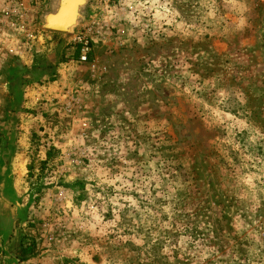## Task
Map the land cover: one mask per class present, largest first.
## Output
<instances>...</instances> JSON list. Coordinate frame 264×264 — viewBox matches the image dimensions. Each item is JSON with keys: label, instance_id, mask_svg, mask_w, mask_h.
<instances>
[{"label": "rangeland", "instance_id": "obj_1", "mask_svg": "<svg viewBox=\"0 0 264 264\" xmlns=\"http://www.w3.org/2000/svg\"><path fill=\"white\" fill-rule=\"evenodd\" d=\"M57 5L0 0V264H264V0Z\"/></svg>", "mask_w": 264, "mask_h": 264}, {"label": "water", "instance_id": "obj_2", "mask_svg": "<svg viewBox=\"0 0 264 264\" xmlns=\"http://www.w3.org/2000/svg\"><path fill=\"white\" fill-rule=\"evenodd\" d=\"M86 0H58L57 9L45 17L44 28L49 31L67 33L80 16V8Z\"/></svg>", "mask_w": 264, "mask_h": 264}, {"label": "built area", "instance_id": "obj_3", "mask_svg": "<svg viewBox=\"0 0 264 264\" xmlns=\"http://www.w3.org/2000/svg\"><path fill=\"white\" fill-rule=\"evenodd\" d=\"M47 0H5L6 6L9 10L13 9L15 12L30 13L34 10H39L45 5ZM91 29H83L79 31L73 39V42L78 48V61L86 62L87 56L90 52V37Z\"/></svg>", "mask_w": 264, "mask_h": 264}, {"label": "bare ground", "instance_id": "obj_4", "mask_svg": "<svg viewBox=\"0 0 264 264\" xmlns=\"http://www.w3.org/2000/svg\"><path fill=\"white\" fill-rule=\"evenodd\" d=\"M57 6H58V5H57ZM56 9H57V8H56ZM49 14H50V13H49ZM49 14H48V15H49ZM70 31H71V29L69 30V32H70Z\"/></svg>", "mask_w": 264, "mask_h": 264}]
</instances>
